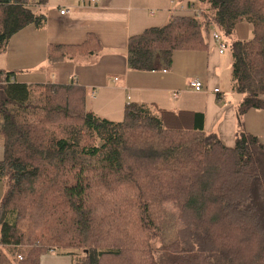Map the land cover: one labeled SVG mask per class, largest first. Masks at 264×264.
<instances>
[{
	"label": "trees",
	"instance_id": "obj_1",
	"mask_svg": "<svg viewBox=\"0 0 264 264\" xmlns=\"http://www.w3.org/2000/svg\"><path fill=\"white\" fill-rule=\"evenodd\" d=\"M195 1L196 13L129 39V69L206 51L215 27L243 96L235 145L206 131L204 112L131 103L115 122L90 110L75 83L27 86L0 70V264H41L48 254L72 264H264V140L241 129L248 111L264 110V0ZM47 2L0 0V53L23 29L45 27L32 7ZM242 23L250 40L236 39ZM101 49L90 35L49 46L47 62Z\"/></svg>",
	"mask_w": 264,
	"mask_h": 264
},
{
	"label": "crops",
	"instance_id": "obj_2",
	"mask_svg": "<svg viewBox=\"0 0 264 264\" xmlns=\"http://www.w3.org/2000/svg\"><path fill=\"white\" fill-rule=\"evenodd\" d=\"M185 1L101 0L92 5L89 0H58L57 11V3L48 0L45 5L32 7L41 11L42 7L49 5L45 27L29 26L17 33L5 51L0 53V70L14 72L13 81L27 86L75 83L85 89L90 110L115 122L123 120L125 107L131 103L159 107L166 104L172 108H160L204 112L206 131L218 134L226 146L233 147L238 132V105L224 101L221 65L225 61V53H219L211 32L206 36L207 51H177L169 68L157 58L155 70L129 69V39L149 28L165 25L174 15H192L199 11L192 9L191 1H188L187 7ZM62 10L67 11L62 14ZM53 21H56L55 26ZM241 25L249 24L237 26L236 39L245 41L250 37V28ZM212 29L217 31L215 27ZM90 35L95 36L102 46L96 56L55 65L47 62L49 46L80 45ZM203 53H208V56ZM192 79L203 83L204 92L191 90L189 82ZM215 89H219L220 93H215ZM178 90L181 95L174 98L173 93ZM242 100L231 101L239 104ZM242 126L246 133L264 140V110L248 111L242 117ZM3 158L0 138V161ZM4 193L5 186L0 181V203ZM71 262L64 261L66 264ZM41 264H46L43 259Z\"/></svg>",
	"mask_w": 264,
	"mask_h": 264
},
{
	"label": "rangeland",
	"instance_id": "obj_3",
	"mask_svg": "<svg viewBox=\"0 0 264 264\" xmlns=\"http://www.w3.org/2000/svg\"><path fill=\"white\" fill-rule=\"evenodd\" d=\"M188 1H191L190 3L192 4V9L196 11L199 9V5L198 3L195 1V0H186V6L188 7L189 4ZM55 3H57L56 5V10L58 11V0H54ZM47 10H49V5H46L45 7H42L41 8V11H39V9H33V11H37L41 14H44V15H47L48 16V12ZM54 10V9H53ZM52 16L55 18V14L52 13ZM49 21V20H48ZM58 23V21H57ZM53 26L56 25V21H53L52 23ZM241 26H249L250 28V37L249 38H245V40L247 39H251L253 37V32H252V27L250 25H241ZM241 28H245V27H241ZM213 29H211V35L213 33L212 31ZM207 36V35H206ZM237 36V34H236ZM238 37V36H237ZM246 37V36H245ZM207 51V50H206ZM205 54L206 56H208V53H203ZM156 56H159V55H156ZM204 56V55H202ZM225 61L222 62V65H221V76H222V81H221V86H222V91H223V98H224V101H226L227 103L231 102L233 104H236L238 105L237 108L239 107V104L236 103V102H233L231 101L232 99H234L235 101H238L239 99H243V96L236 93L233 89H232V62H231V54H230V51L229 49L226 50L225 52ZM198 58V57H197ZM199 73V72H198ZM204 73V72H201V74ZM176 92H180V95H181V91H176ZM160 107H163V108H167V109H171L172 107L171 106H167L166 104H163L161 105ZM75 113V111H74ZM63 123V127L65 128L66 126H70L72 124H74V122L72 120H64L62 121ZM68 124V125H67ZM242 128V131H244L243 129V126L241 127ZM167 236V235H166ZM169 238H170V235H169ZM160 245V243L158 244V246ZM17 258L19 255H21L23 258H24V254H22L21 252H17ZM46 264H57V260H58V264H66L64 263V261L66 262V260H69L71 262V258L70 257H67V256H59L58 254H48L46 256H44L42 258ZM72 264V262H71Z\"/></svg>",
	"mask_w": 264,
	"mask_h": 264
},
{
	"label": "built area",
	"instance_id": "obj_4",
	"mask_svg": "<svg viewBox=\"0 0 264 264\" xmlns=\"http://www.w3.org/2000/svg\"><path fill=\"white\" fill-rule=\"evenodd\" d=\"M100 1L101 0H89V3L92 5H97L98 3H100ZM66 11L67 10H62V14H65ZM211 38L214 44L216 45L219 53L224 54L226 50L229 48V43L226 41L224 36L219 31H215L212 33ZM189 87L191 88L192 91L196 93H202L205 90L203 83L199 79L190 80ZM215 93H220V90L215 89ZM173 96L174 98H178L180 96V92H174ZM51 253H54V251H51ZM18 259L23 260V257L19 255Z\"/></svg>",
	"mask_w": 264,
	"mask_h": 264
}]
</instances>
